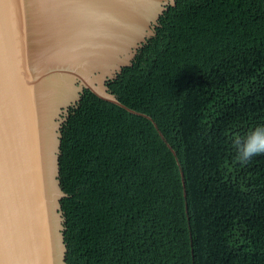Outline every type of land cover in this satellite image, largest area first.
I'll list each match as a JSON object with an SVG mask.
<instances>
[{
    "label": "trees",
    "instance_id": "trees-1",
    "mask_svg": "<svg viewBox=\"0 0 264 264\" xmlns=\"http://www.w3.org/2000/svg\"><path fill=\"white\" fill-rule=\"evenodd\" d=\"M106 86L157 129L88 89L63 116L65 264H264V153L235 143L264 129V0H175Z\"/></svg>",
    "mask_w": 264,
    "mask_h": 264
},
{
    "label": "water",
    "instance_id": "water-1",
    "mask_svg": "<svg viewBox=\"0 0 264 264\" xmlns=\"http://www.w3.org/2000/svg\"><path fill=\"white\" fill-rule=\"evenodd\" d=\"M174 4L175 0H0V264H65L60 205L65 193L58 180L63 116L88 89L152 121L118 101L106 81L130 64L153 34L159 16ZM64 6L68 24L89 29L85 33L95 35L97 45L104 44L101 50L109 58L104 68L94 56L86 65L74 59L78 49L72 42L61 55L50 47ZM68 24L63 21L64 27ZM113 29L116 35L120 32L115 42L103 36ZM61 40L55 44L68 42ZM181 178L184 186L182 172Z\"/></svg>",
    "mask_w": 264,
    "mask_h": 264
},
{
    "label": "bare ground",
    "instance_id": "bare-ground-1",
    "mask_svg": "<svg viewBox=\"0 0 264 264\" xmlns=\"http://www.w3.org/2000/svg\"><path fill=\"white\" fill-rule=\"evenodd\" d=\"M64 11H65V15L59 19L60 21L58 24V30H56L57 33L55 34V36L54 35L51 36L50 47L52 48V46H54V50L59 51V54L61 55L63 53L62 49H67L68 48L67 44H70V42H72L71 47L78 49L77 54L74 53L75 54L74 59L78 58V62L80 61L81 64L86 65L88 64V62H91L92 60L91 58L92 56H94V59L98 58L100 60L98 62L96 61L98 67L104 68V66L107 65L109 61L108 53H105L104 51L105 49L101 50L104 44L97 45L99 39H97V37L93 35L91 32L85 33L89 29L83 28V30H77L72 26L73 22L71 24H68V21H66L65 19L68 17L69 12L68 10H66L65 6L61 7V12H64ZM63 21H65L69 25L68 28L64 27ZM115 23L117 22L115 21ZM117 26H118L117 29H120L121 25H117ZM113 27L115 28L114 24H113ZM115 31L116 29H113L111 31L108 30V32L105 33L103 36H106L107 38H114V42H115L117 41V39H119V36H120L119 34L120 32L116 35ZM99 36L100 38H102L101 32H99ZM62 37H64V39L68 42L55 44L56 39L62 42L61 40ZM43 42L47 43V41H43ZM90 65H87V66H90ZM87 74L88 72L85 75L87 76ZM69 94L70 92H67L64 94L63 97L66 98L69 96Z\"/></svg>",
    "mask_w": 264,
    "mask_h": 264
},
{
    "label": "clouds",
    "instance_id": "clouds-1",
    "mask_svg": "<svg viewBox=\"0 0 264 264\" xmlns=\"http://www.w3.org/2000/svg\"><path fill=\"white\" fill-rule=\"evenodd\" d=\"M236 159L247 163L254 155L264 153V129H256L243 141L236 140Z\"/></svg>",
    "mask_w": 264,
    "mask_h": 264
}]
</instances>
